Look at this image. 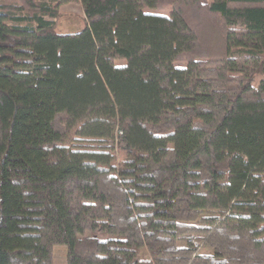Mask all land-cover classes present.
<instances>
[{
    "label": "trees",
    "instance_id": "trees-1",
    "mask_svg": "<svg viewBox=\"0 0 264 264\" xmlns=\"http://www.w3.org/2000/svg\"><path fill=\"white\" fill-rule=\"evenodd\" d=\"M0 264H264V0H0Z\"/></svg>",
    "mask_w": 264,
    "mask_h": 264
},
{
    "label": "rangeland",
    "instance_id": "rangeland-1",
    "mask_svg": "<svg viewBox=\"0 0 264 264\" xmlns=\"http://www.w3.org/2000/svg\"><path fill=\"white\" fill-rule=\"evenodd\" d=\"M60 15L56 18V30L60 32H70L75 31L81 28L84 24V13L81 7V4L78 1H70L63 3L60 8ZM174 14V18L176 20V24L178 27L181 25L176 18V14ZM117 63L121 61V59L115 60ZM60 247H55V251H58ZM64 250V247H61ZM62 253V252H61ZM60 255V251H59ZM64 259L63 256L61 258Z\"/></svg>",
    "mask_w": 264,
    "mask_h": 264
}]
</instances>
